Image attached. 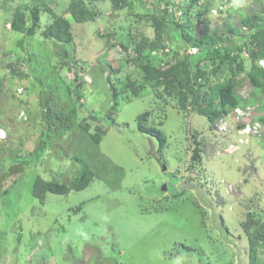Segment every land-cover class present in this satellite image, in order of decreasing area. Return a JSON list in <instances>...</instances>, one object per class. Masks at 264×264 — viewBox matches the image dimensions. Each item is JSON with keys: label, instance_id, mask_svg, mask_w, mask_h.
<instances>
[{"label": "rangeland", "instance_id": "1", "mask_svg": "<svg viewBox=\"0 0 264 264\" xmlns=\"http://www.w3.org/2000/svg\"><path fill=\"white\" fill-rule=\"evenodd\" d=\"M80 1L83 22L70 7ZM35 6L36 33L13 30L16 9ZM55 16L72 23V42L43 35ZM155 19L168 20L164 50L178 58L187 34L235 45L260 29L264 50V0H0V264H249L246 224L264 221V89L249 71L264 56L246 45L225 61L202 55L209 84L233 75L232 60L245 66L238 104L210 121L145 78L153 54L138 49L155 39ZM145 111L165 146L139 130ZM79 158L94 170L90 185L40 202L37 177L69 184Z\"/></svg>", "mask_w": 264, "mask_h": 264}, {"label": "trees", "instance_id": "2", "mask_svg": "<svg viewBox=\"0 0 264 264\" xmlns=\"http://www.w3.org/2000/svg\"><path fill=\"white\" fill-rule=\"evenodd\" d=\"M112 1L115 7H124L126 4V0ZM82 6V1L70 5L73 17L77 22H83L86 18L91 16L90 11ZM186 9V11H188L190 7ZM46 10L52 12L50 7H47ZM41 11L42 9L40 7L35 6L31 8L30 14L27 15L25 9L18 7L12 19L13 30L30 35L35 34L39 26ZM254 18L256 22L262 19L263 16L256 15ZM29 20L32 21L31 25H28ZM167 23V19H155V39L150 41L148 38H143L142 44L138 49V52L141 54L146 49H149L148 52L151 55L153 54L152 58L142 65L145 78L148 81L155 82L159 86H163L165 93L179 95L178 99H180L183 108L186 109L189 103H191L199 114L206 116L210 121H214L219 115L227 113L228 107L238 104V99L234 94V87L236 85L235 76L238 70L245 66L243 64L234 66L232 60L230 64L233 75L223 82L209 84L208 73L199 66L200 58L203 54L213 52L216 56H219L222 61H225V58H235L232 53H234L236 49H243L246 45L253 59L257 61L261 56H264V50L260 47L262 31L258 29L259 31H256L254 35L252 34L247 41L242 37L235 45L226 44L227 39L224 38L222 34L216 32L206 33L199 37L187 34L184 38L183 48L188 49L190 45H195L200 48L201 52L178 58L179 49H175L173 51L174 54H167L166 56L158 53L160 49H166V38L163 34L164 32H168V29L166 31ZM250 26L254 27L256 23ZM181 28H184V26H181ZM43 35L47 38H54L61 43H70L74 39L72 23L64 16H55L53 22L44 29ZM249 35L250 34H247L246 36ZM218 42L222 43L215 46ZM256 44L258 45V49L255 48ZM173 58L177 59L174 61ZM254 65L255 66L249 71V78L256 87L264 89V66L257 64V62H255ZM207 84H209V87L204 89V86ZM1 92L2 86L0 82V94ZM149 115L150 112L145 111L138 116L139 130L157 137L160 141V146L163 147L167 143L166 133L158 126L148 123ZM86 128L89 129L88 124ZM102 133H106V129L97 126V132L92 135L93 139L96 142H100ZM199 148L200 147L197 146V157L200 153ZM79 159L83 163L82 173L76 176L69 184L58 180H45L42 177H37L33 186V194L40 202L44 203L46 201L49 192L67 194L72 190H81L90 185L94 177V170L91 168L89 162L82 158ZM246 225L248 226L246 229L249 238V264H260L258 261V253L261 243L264 242V221L259 222L253 231H249L250 224Z\"/></svg>", "mask_w": 264, "mask_h": 264}, {"label": "built area", "instance_id": "3", "mask_svg": "<svg viewBox=\"0 0 264 264\" xmlns=\"http://www.w3.org/2000/svg\"><path fill=\"white\" fill-rule=\"evenodd\" d=\"M162 50H164V49H160L159 51H158V53L160 54V55H164V56H166L167 55V51H163V53H162ZM187 50V53H189V54H198L199 52H200V48L198 47V46H195V45H190L189 47H188V49H186ZM260 64L261 65H263L264 66V59H261L260 60Z\"/></svg>", "mask_w": 264, "mask_h": 264}, {"label": "water", "instance_id": "4", "mask_svg": "<svg viewBox=\"0 0 264 264\" xmlns=\"http://www.w3.org/2000/svg\"><path fill=\"white\" fill-rule=\"evenodd\" d=\"M0 134H1V136H4V134H5L4 130H0ZM164 168H165V166H164Z\"/></svg>", "mask_w": 264, "mask_h": 264}, {"label": "clouds", "instance_id": "5", "mask_svg": "<svg viewBox=\"0 0 264 264\" xmlns=\"http://www.w3.org/2000/svg\"><path fill=\"white\" fill-rule=\"evenodd\" d=\"M86 80H87V79H86ZM88 83H90V81H89Z\"/></svg>", "mask_w": 264, "mask_h": 264}]
</instances>
